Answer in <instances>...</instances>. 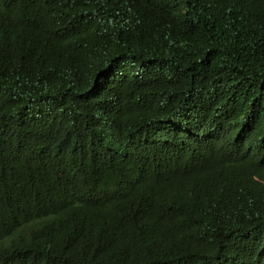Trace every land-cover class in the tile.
Listing matches in <instances>:
<instances>
[{
	"label": "trees",
	"instance_id": "trees-1",
	"mask_svg": "<svg viewBox=\"0 0 264 264\" xmlns=\"http://www.w3.org/2000/svg\"><path fill=\"white\" fill-rule=\"evenodd\" d=\"M0 264H264V0H0Z\"/></svg>",
	"mask_w": 264,
	"mask_h": 264
},
{
	"label": "rangeland",
	"instance_id": "rangeland-1",
	"mask_svg": "<svg viewBox=\"0 0 264 264\" xmlns=\"http://www.w3.org/2000/svg\"><path fill=\"white\" fill-rule=\"evenodd\" d=\"M35 222H36L35 220H29V221H24L22 223H19L18 225L14 227V229L9 234L1 238L0 241L4 243L11 239H14L19 233L26 231Z\"/></svg>",
	"mask_w": 264,
	"mask_h": 264
}]
</instances>
